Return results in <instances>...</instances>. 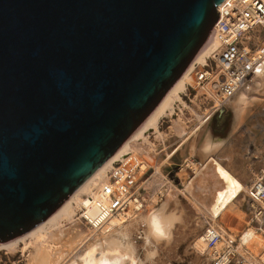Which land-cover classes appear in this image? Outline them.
Returning a JSON list of instances; mask_svg holds the SVG:
<instances>
[{
	"label": "water",
	"instance_id": "95a60500",
	"mask_svg": "<svg viewBox=\"0 0 264 264\" xmlns=\"http://www.w3.org/2000/svg\"><path fill=\"white\" fill-rule=\"evenodd\" d=\"M223 1L0 0V238L151 123Z\"/></svg>",
	"mask_w": 264,
	"mask_h": 264
},
{
	"label": "rangeland",
	"instance_id": "374dc122",
	"mask_svg": "<svg viewBox=\"0 0 264 264\" xmlns=\"http://www.w3.org/2000/svg\"><path fill=\"white\" fill-rule=\"evenodd\" d=\"M252 40L263 44L264 30L259 28L258 31L253 33ZM209 61L210 59L208 58V62ZM211 65L215 68V61H213ZM203 66L204 65L197 64L191 78L186 84V87L180 92L181 99L177 98V100L175 99L174 101H171L174 95L173 94L166 106L144 129V131L135 139L134 137L138 133L131 137L125 144L127 145L132 139H134L125 149L128 147L136 148L140 142L145 140V137H148L149 141L154 146L156 151L154 154H151V157L147 162L149 163L152 160H155L160 167L159 172H155L156 169L151 165L147 168H150L147 174L150 173L153 175L151 178L152 183L148 188L152 195H155V191L160 188V185H164V189H171L174 187L175 189L183 190V193L179 194V208L185 213L186 226L182 229L181 239L177 245L178 249L176 248L177 251L175 250L174 253L170 255H167L163 251L161 253L159 264L209 263V250L205 252H198L195 247V242L200 238V236H202V233L208 226V223L211 224L213 221L211 216L207 214L206 210L197 205L194 201L195 198L198 200L201 199L202 204L207 207L206 202L209 198V192L208 189L203 190L200 183L202 182L205 185L206 182H208V185H210V182L203 176L196 178V172H199V169H202L205 166L208 155L212 154L214 157L219 158L221 164L228 168V170L232 171L237 178L239 177L238 180L240 183H244L245 185L252 180L249 172L250 166H259L256 168L258 171L264 166V80L262 79L263 81H261L260 84L263 85V87H260L259 90L250 95L259 96L261 99L257 100L256 103H253L247 109L243 124L240 128L234 130L236 113L232 100L235 98L236 94L227 102L226 106L213 113L211 109V106L214 103L212 98L205 95L203 90L197 87L195 72ZM182 101L184 103H182ZM220 111H223V115L228 116L229 123L224 132L215 133L213 131V127L215 125L214 118ZM192 130V137L179 149V151L176 149L174 150V148L180 144L185 135H187L188 132H192ZM206 135H209L211 138L213 137V139L223 140L224 145H219V147L213 149L209 154H206L202 149V145H204L207 138ZM231 141L235 143L233 147L230 146V144L233 145ZM143 144V148L148 147L147 142H143ZM162 148L164 151H161ZM125 149H123V151ZM123 151L117 155L121 156L119 160L116 161L117 157L114 156L115 158L112 157L104 164L106 165L112 163L108 170L110 178L112 171H115V166L119 163H123V166L132 164V166L139 165L140 167L139 157L143 160L142 156L133 155L130 150ZM210 160H213V157H211ZM102 167L100 169H102ZM146 170L143 173L142 171H139L138 176L139 178L141 177L140 183L147 175H144ZM204 174H214V180L219 181L222 188H226V180L223 178H217L222 175L218 170L217 164L214 162L209 163L207 168L204 169ZM243 176L247 179L244 182L241 181ZM121 177H124V174L121 173ZM188 184L192 186L190 192H186L185 190ZM241 184L230 182V192L232 189H234V191H238ZM211 185L215 188L217 185L216 181H213ZM237 198L239 201L237 200L233 202L238 204L242 211L246 212V195H242L241 197L237 196ZM152 205L153 203L148 209H150ZM81 208L82 207L76 209L73 214L72 222H63V226L61 225V229L65 230H63L65 233L63 237H66L65 240L69 239L70 241L79 237L89 236L91 232L95 230L88 228L84 224L80 216ZM48 216L32 226L11 232L1 237L0 264H25L27 259L26 257L29 253L27 249L24 248L25 243L31 241V237L28 236V234L34 228H37L38 225L40 226L48 218ZM242 219H239L236 214L231 213V215H226L224 221L220 223L226 227L231 226L234 229L232 231L231 228V231L235 234H239L247 227L249 219L248 214H245Z\"/></svg>",
	"mask_w": 264,
	"mask_h": 264
},
{
	"label": "bare ground",
	"instance_id": "6f19581e",
	"mask_svg": "<svg viewBox=\"0 0 264 264\" xmlns=\"http://www.w3.org/2000/svg\"><path fill=\"white\" fill-rule=\"evenodd\" d=\"M229 1L230 0H224L219 5V8H224L225 5L229 3ZM222 44L223 43L219 31L217 30L215 31L209 43L195 57L184 74L176 82L167 101L162 105L158 114L166 106L173 94L174 95L171 101H174L175 99L177 100V98L181 99L180 92L186 87V84L191 78V75L197 64L206 65L208 63V58L217 57V54L222 48ZM262 79L264 80V63L259 67L253 82L247 88H242L236 92L235 98L232 100V104L236 113L234 130L240 128V126L243 124L246 111L250 107L251 103H254L252 102L254 101L253 98H256L255 96L250 95L259 90L260 87H263V85H260L261 81H263ZM182 103L184 102L182 101ZM144 129L141 130L134 137V139L139 134H141ZM206 137V141L202 146V149L206 154H209L213 149L219 145H223L224 143L223 140L213 139V137L211 138L209 135H206ZM134 139H132L127 145H125L127 142L125 141L124 144L108 160L114 156L117 157L116 161L119 160L121 156L117 155L123 151V149H125ZM143 142L148 143L147 148H143ZM143 142H140L136 148L128 147L125 150H130L133 155H140L143 157V160H141L139 157L140 171H142V173L148 168L149 165L156 169L155 172H159L160 165L155 160H152L149 163L147 162L149 161L151 154H154L156 151L154 146L149 141L148 137H145ZM111 165L112 163H109L103 167L101 166L102 169H100L101 167L99 170L97 169L75 192L71 194L68 199L63 201L60 206L54 210L40 226L38 225L37 228H34L28 234V236L31 237V241L25 243L24 248L29 252L28 256L26 257L27 259L25 264H159L157 261L159 249H163L166 253L171 252L172 254L176 248L178 249L177 245L181 239V236L179 233H176L175 229H178L183 223L184 217L182 214L177 213L175 210L177 207L175 209L174 207L179 205V194L183 193V190L175 189L174 187L171 189L166 188L164 190L160 187L156 190V193L153 197V205L148 210L149 212L145 217L146 219L157 211L162 213V215L166 218L165 222L167 224L165 238H161L159 240L152 238L150 236V229L146 225L145 233L141 238L142 240L138 241L135 246L133 240H131L134 231V229H132L134 227L132 226V222L139 218L140 213L135 214L129 212L127 215H114L108 221L103 220V223L100 226H88L90 229H95L89 236L79 237L70 241L69 239L65 240L66 237H63L65 235L63 232L64 229H61L63 226L62 224L63 222H72L73 214L77 208L87 206V214L96 224H98L101 219H103L99 217L97 210L92 207V204L100 197L104 186L110 183L108 170ZM242 184L243 185H240V196L246 195L245 192L247 191L246 185L244 183ZM191 189L192 186L188 184L185 190L186 192H190ZM194 201L197 202V200ZM227 213H234L239 219H242L244 218L246 212L242 211L238 204L231 202L222 212V218L220 213H215L211 217L213 221L211 225H219L224 231H227L229 234H231L228 226L226 227L221 225ZM138 222L140 223L141 221L139 220ZM177 224L180 225L177 226ZM142 225H145V223ZM233 230L234 229L232 228V231ZM256 240L263 244L259 236L256 237ZM222 245L223 243H219L218 247H221ZM195 247L198 252H205L209 250L208 245L202 236L196 240Z\"/></svg>",
	"mask_w": 264,
	"mask_h": 264
},
{
	"label": "built area",
	"instance_id": "2783aa9c",
	"mask_svg": "<svg viewBox=\"0 0 264 264\" xmlns=\"http://www.w3.org/2000/svg\"><path fill=\"white\" fill-rule=\"evenodd\" d=\"M219 11L215 29L219 31L222 48L217 57L209 58L210 61L195 72L197 87L214 102L213 113L226 106L238 90L247 88L264 63V43L252 40L253 33L259 28L264 30V0H230ZM213 61L215 68L211 65ZM115 167L110 183L92 204L103 219L96 224L88 216L87 206L80 209L87 227L100 226L103 220L108 221L114 215L146 212L153 203L154 195L147 187L153 176L147 174L150 168L140 183L139 165L119 163ZM159 187L164 190V185ZM246 187L245 205L249 216L246 229L239 234L231 231L229 234L219 225L208 223L202 233L209 249L208 264H264V166ZM257 236L263 244L256 240ZM219 243L223 245L218 247Z\"/></svg>",
	"mask_w": 264,
	"mask_h": 264
},
{
	"label": "crops",
	"instance_id": "0c3cea01",
	"mask_svg": "<svg viewBox=\"0 0 264 264\" xmlns=\"http://www.w3.org/2000/svg\"><path fill=\"white\" fill-rule=\"evenodd\" d=\"M256 98H253L254 99V101H252V102H254V103H256V101L257 100H260L261 99V97H259V96H255ZM256 99V100H255ZM253 103H251V105H252ZM250 105V106H251ZM235 119H236V114H235ZM192 135H193V130H192V132H188V134L187 135H185V137L182 139V141L180 142V144L177 146V147H175L174 148V150L176 149V150H178L179 151V149L192 137ZM205 139V138H204ZM232 143H233V141H231ZM234 144L235 143H233V145H231L230 144V146L231 147H233L234 146ZM223 145H224V143H223ZM203 146V145H202ZM219 147V146H218ZM223 147V146H222ZM217 148V147H216ZM215 148V149H216ZM173 150V151H174ZM161 151H164L163 150V148H162V150ZM171 151V150H170ZM172 151V152H173ZM177 153V152H176ZM175 153V154H176ZM174 154V155H175ZM173 157V156H172ZM211 157H213V160H210V158ZM230 158H231V156H230ZM210 162H214L215 164H217V166H218V170H219V172H220V174L222 175V176H218L217 178H223L224 180H226V188L224 189V188H222L220 185H221V183L219 182V181H217V180H214V174H210V175H205L204 174V169H206L207 168V166L209 165V163ZM259 166H257V167H252V166H250V169H249V172H250V175H251V177H252V180L256 177V175H257V173H258V170L256 169V168H258ZM200 171L199 172H196V178H200V177H204V178H206L207 180H209V182H210V185H208V182H206V184L204 185V183H200V186L202 187V189L203 190H205V189H208V192H209V198H208V201L206 202V204H207V207H205L203 204H202V201H201V199L200 200H198V199H196L195 198V200H197V202H195L197 205H199V206H201L202 208H204L205 210H207V214L208 215H210L211 217L215 214V213H220L221 215V218H222V212L224 211V209L225 208H227V206L231 203V202H233V201H237L238 200V198H237V196H239V197H241L240 195V189L238 190V191H234V189H232L231 190V192H230V185H229V183L230 182H235V183H239V184H241L240 183V181L238 180V178L236 177V175L232 172V171H230V170H228V168H226V167H224L222 164H221V162H220V160H219V158H216V157H214L212 154H210V155H208V158H207V162H206V164H205V166L202 168V169H199ZM213 176V177H212ZM195 178V179H196ZM242 179V180H241ZM240 180L241 181H246L247 179H246V177L245 176H243L242 178H241ZM251 180V179H250ZM251 180V181H252ZM213 181H216V183H217V185H216V187L215 188H213V185H211V183L213 182ZM250 182V181H249ZM248 182V183H249ZM248 183H246V184H248ZM241 185H243V184H241ZM203 190H202V192H203ZM239 201V200H238ZM240 204V203H239ZM177 207V208H176ZM180 203H179V205L178 206H175L174 207V209L176 210V212L177 213H179V214H182V216L184 217V220H183V223L179 226L178 224H177V226H179V228L178 229H175L176 230V233L178 234H180V236H181V234H182V229L186 226V224H184V223H186V216H185V213L183 212V211H181L180 210ZM149 210V209H148ZM146 211V213L145 212H140V215H139V218L138 219H136L135 221H133L132 222V226H134L132 229H134V231H133V236L131 237V240H133V243H134V245L136 246V243L138 242V241H141L142 239V235L145 233V230H146V223L144 222L145 221V217L147 216V214H148V212L149 211ZM211 212H210V211ZM211 213V214H210ZM231 215L230 213H227L226 215ZM246 214V213H245ZM226 215H225V217H226ZM224 217V218H225ZM141 221L140 223L138 222V221ZM144 220V221H143ZM221 220H223V219H221ZM143 222V223H142ZM223 222V221H222ZM145 223V225H142V224H144ZM136 224V225H135ZM142 225V226H141ZM136 226V227H135ZM139 227V228H138ZM142 227H143V229H142ZM229 227V229H230V231H231V226H228ZM135 228H136V230H135ZM138 228V229H137ZM140 228H141V230H140ZM180 229V230H179ZM136 231V232H135ZM180 231V232H179ZM141 232V233H140ZM143 232V233H142ZM232 232V231H231ZM140 233V234H139ZM136 235V236H135ZM141 236V237H140ZM135 237V238H134ZM140 239V240H139ZM163 249H159L158 250V253H159V255H157V261L158 262H160V257H161V253L164 251H162ZM164 253H166V252H164ZM167 255H170V254H172L171 252H167L166 253ZM142 256H143V254H142ZM168 264H171V263H168Z\"/></svg>",
	"mask_w": 264,
	"mask_h": 264
},
{
	"label": "clouds",
	"instance_id": "9594fccd",
	"mask_svg": "<svg viewBox=\"0 0 264 264\" xmlns=\"http://www.w3.org/2000/svg\"><path fill=\"white\" fill-rule=\"evenodd\" d=\"M166 218L160 211L150 215L145 219L147 227L150 229V236L157 240L166 237Z\"/></svg>",
	"mask_w": 264,
	"mask_h": 264
},
{
	"label": "trees",
	"instance_id": "16d2710c",
	"mask_svg": "<svg viewBox=\"0 0 264 264\" xmlns=\"http://www.w3.org/2000/svg\"><path fill=\"white\" fill-rule=\"evenodd\" d=\"M214 121H215V125L213 127V131L215 133L224 132L229 123L228 116L223 115V111H220L218 114H216Z\"/></svg>",
	"mask_w": 264,
	"mask_h": 264
},
{
	"label": "flooded vegetation",
	"instance_id": "af4514ba",
	"mask_svg": "<svg viewBox=\"0 0 264 264\" xmlns=\"http://www.w3.org/2000/svg\"><path fill=\"white\" fill-rule=\"evenodd\" d=\"M151 183H152V180H150L149 182H148V184H147V187L149 188V186L151 185Z\"/></svg>",
	"mask_w": 264,
	"mask_h": 264
}]
</instances>
